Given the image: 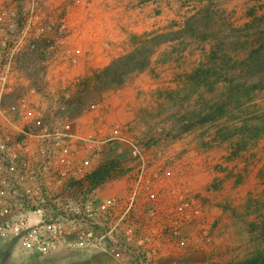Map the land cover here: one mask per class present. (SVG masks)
Segmentation results:
<instances>
[{"label": "rangeland", "instance_id": "obj_1", "mask_svg": "<svg viewBox=\"0 0 264 264\" xmlns=\"http://www.w3.org/2000/svg\"><path fill=\"white\" fill-rule=\"evenodd\" d=\"M36 2V11L43 16L48 13L47 17H50L49 11H40L45 6L43 0ZM73 3L80 10L76 11V23L85 34L88 54L85 51L82 55L79 51L81 34L78 38L73 37L76 41L73 46L75 43L67 13L61 11L54 21L57 24L62 21L65 32L55 55H67L66 52L70 50L79 59V56L83 58L98 52L97 55L105 56L109 63H100L101 66L93 69L88 77L71 80L61 90L68 92L81 108L90 109V105L95 104L100 106V111L107 113L117 103L119 90L126 89V96L127 89H134L137 93L134 103L147 104L146 114L140 123L136 121L137 125L132 120V126L120 119L111 121L110 130L118 123L126 125L130 131L128 135L149 156L160 153L163 158L167 159L168 155L171 159L190 152L192 155L189 156L194 157L196 171L187 175L186 184L192 189L191 194L200 200L203 223L188 224L192 233L188 247L179 248L178 240L171 242L165 239L161 246L152 242L150 246L162 247L167 251L160 257V263L244 264L247 258L257 255L259 251L263 252L264 139L255 149L242 152L240 158L233 160L228 145H211L213 141L224 138L226 133L219 135L211 130L206 134V128L192 130V133L186 131L187 125L179 113L181 106L176 107L177 99L170 98L168 91L175 87L174 81L179 74L190 72L199 59L197 57L210 50L209 37L212 34L208 37L203 35L202 43L197 48L190 46L189 38L186 40L188 26L195 27L199 23H195L196 19L193 21L196 15L202 19L201 27L205 35L209 31L216 32L218 44L227 42L235 48L236 43L243 39L241 34L252 30L255 32L253 42L264 45V0H77ZM0 10L18 11L24 21L27 11L31 10L30 1H0ZM180 32L186 35H180ZM56 39L53 30V34L39 43L38 51H30L29 55H25L22 73L24 77L32 79L31 86L47 87V83H43L45 75L53 77V74H48L49 69L46 71L51 63L46 64L43 60L47 46L49 48ZM105 92L111 95V100H115L111 107L108 104L103 106V100L108 99ZM251 110L252 118L256 115L255 111H264V96L258 98L257 107ZM102 133L99 130L96 135L102 136ZM112 153L103 163L95 160V173L108 163L111 165H107L108 168L102 171L99 179L90 182L105 193L109 192L112 182L121 184L135 167L128 148L123 144H115ZM169 163L172 164L168 162L166 166ZM160 200L168 203L159 207L160 219L164 222L175 213V199L160 194ZM142 223L144 228H148L146 217ZM202 229H207L211 241L201 239ZM58 250L60 254L56 260L51 257L56 251L35 255L23 250L15 242H0V264L84 262L72 260L73 251L64 248ZM98 254L101 261L106 260V264H123L114 256Z\"/></svg>", "mask_w": 264, "mask_h": 264}, {"label": "built area", "instance_id": "obj_2", "mask_svg": "<svg viewBox=\"0 0 264 264\" xmlns=\"http://www.w3.org/2000/svg\"><path fill=\"white\" fill-rule=\"evenodd\" d=\"M27 1L31 10L24 21L18 11L0 10V242H15L35 255L89 249L123 264H161L167 251L152 242L178 240L179 248L188 247V224L203 223L200 200L186 182L196 171L194 157L190 152L171 159L149 156L119 123L106 135L80 133V105L68 92L50 88L53 77L45 75L47 87H25V55L38 51L54 30L57 39L44 60L52 63L65 32L62 21L49 23L36 11V0ZM65 59L76 61L71 55ZM99 108L90 105V111ZM117 143L128 148L135 164L123 179L122 195L90 184L95 160L110 158ZM160 194L175 199V213L164 222L159 207L168 203ZM200 237L211 239L207 229Z\"/></svg>", "mask_w": 264, "mask_h": 264}, {"label": "trees", "instance_id": "obj_3", "mask_svg": "<svg viewBox=\"0 0 264 264\" xmlns=\"http://www.w3.org/2000/svg\"><path fill=\"white\" fill-rule=\"evenodd\" d=\"M194 20L199 23L195 27L188 26L186 40L189 38L190 46L197 48L202 37L212 34L209 37L212 47L195 59L190 72L176 77L175 87L168 91L169 97L177 99V108L181 106L179 113L183 115L187 132L206 128V134L211 130L219 135L226 133L211 145H228L231 158L235 160L242 152L255 149L264 139V111H255V117H251V109H255L258 98L264 96V45L253 42L255 32L252 30L241 34L243 39L235 48L227 42L218 44L216 32L209 31L205 35L201 17L196 15ZM180 35L186 34L180 32ZM107 165L92 174L91 183L100 178ZM244 262L264 264V251Z\"/></svg>", "mask_w": 264, "mask_h": 264}, {"label": "crops", "instance_id": "obj_4", "mask_svg": "<svg viewBox=\"0 0 264 264\" xmlns=\"http://www.w3.org/2000/svg\"><path fill=\"white\" fill-rule=\"evenodd\" d=\"M0 1L3 2L5 0H0ZM7 1H10V0H7ZM73 1H77V0H43V3L45 4V6L44 7L42 6V8H40V11H49L50 17H47L48 13H46L45 15H46V19L50 23L54 22V20L58 18L61 11H66L67 17H68L67 19L70 23L69 25H70L71 31L73 32L72 38L74 36L78 38V36L81 34L80 38L82 39V44H81V47L79 48V51L83 55V53L85 51L87 52L88 49L86 48V45H85V39H84L85 34L83 33V30L81 29L80 25L76 23L78 21V13L76 11H80V10L76 6H74L75 3H73ZM51 11L53 13H51ZM53 17L55 19H53ZM72 40L75 43L73 44V46L76 45L75 39L73 38ZM66 53L67 55H71L74 57V54H72L70 50L67 51ZM97 53L98 52H95L94 55H86L87 58L86 56L81 58L78 55L79 59H75L76 61L66 60L65 56L67 55L65 53L64 55L62 54L60 56L58 55L57 60H54L50 64L49 68L48 66L46 67V71L47 69H49L48 74L49 75L53 74V78H54V81L50 85V88L55 89V90H61L62 87L68 85V83H70L69 81L71 80H78L79 78L88 77V75L93 69L101 66L99 65L100 63H104V64L109 63V61L107 60L105 56H99L97 55ZM51 69L53 71H51ZM30 79L31 78H27V77L23 78V84L25 87L32 85L30 83L32 79L31 80ZM125 90L126 89L123 88L118 91L119 94L117 96H119V99L118 100L116 99L117 101L116 104L115 103L113 104L115 100L114 101L111 100V95L109 93L107 92L104 93V95L106 93L108 94V95L107 94L105 95V96H108V99L107 100L105 99L106 101L103 100L104 101L103 106L108 104L111 107V105L113 104L112 105L113 108L111 107L110 111L107 113H103V111L102 110L100 111V109L99 111L89 112L87 111V110H90L88 107L86 109H84L85 107L82 109L80 106V108H78L77 111L83 112V113L81 116H78L76 119L78 131H80V133L88 135L93 132L95 133L96 130L98 131L101 130V132H103L102 135H106V134H109L111 131L109 127L111 125L110 123L111 121L120 119V120L125 121V124L130 123L131 126L133 125L134 122L137 125L136 121L140 123L143 115L146 114L147 104H145L144 106V104L142 103L141 104L134 103V100L136 99L135 96H137L136 91L134 89H130V90L127 89L126 91L127 94L125 96ZM127 97L130 99H128ZM140 97H142V95ZM85 112H88V114L85 115L86 114ZM133 115H135V117L137 116V120H135V117H133ZM131 120L133 121L132 124H131L132 122ZM119 184L116 183L111 189L109 188L108 191L114 192L116 194L123 193L125 183L124 181H122V183L120 185ZM69 251L75 252L73 253V257L71 256L72 260H80V262L84 261L83 263H76V264H85V262L86 264H106L105 263L106 260L103 259V261H101V256L98 253L100 254L102 253L103 255H106V256L107 254L100 252L98 250L78 249V250H69ZM59 254H60V251L56 250L55 253H52L51 257H54L57 260V258L59 257ZM101 262H104V263H101Z\"/></svg>", "mask_w": 264, "mask_h": 264}]
</instances>
